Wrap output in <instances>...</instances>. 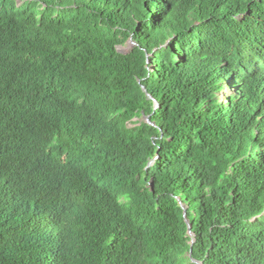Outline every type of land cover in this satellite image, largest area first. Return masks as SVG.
<instances>
[{"label":"trees","instance_id":"1","mask_svg":"<svg viewBox=\"0 0 264 264\" xmlns=\"http://www.w3.org/2000/svg\"><path fill=\"white\" fill-rule=\"evenodd\" d=\"M199 263L264 264V0H0V264Z\"/></svg>","mask_w":264,"mask_h":264},{"label":"rangeland","instance_id":"2","mask_svg":"<svg viewBox=\"0 0 264 264\" xmlns=\"http://www.w3.org/2000/svg\"><path fill=\"white\" fill-rule=\"evenodd\" d=\"M135 46V42L132 40V38L123 46H121L122 50L127 52L130 51L133 47ZM231 93H233V90L230 91ZM229 94V92L225 89L223 90L221 93H219V95L223 96V95H227ZM148 117H146L147 119Z\"/></svg>","mask_w":264,"mask_h":264},{"label":"water","instance_id":"3","mask_svg":"<svg viewBox=\"0 0 264 264\" xmlns=\"http://www.w3.org/2000/svg\"><path fill=\"white\" fill-rule=\"evenodd\" d=\"M119 50L123 52L122 48H119ZM147 121H148V118H147ZM150 165H152V163ZM183 209H184L185 221H186V223L188 225V228H189V231H188L189 232V237H190L191 243L193 244V243H195V236H194V234L191 231L192 227L190 225L189 219L187 218V209L184 206H183ZM190 255H191V253H190ZM196 263H198V262H196Z\"/></svg>","mask_w":264,"mask_h":264},{"label":"clouds","instance_id":"4","mask_svg":"<svg viewBox=\"0 0 264 264\" xmlns=\"http://www.w3.org/2000/svg\"><path fill=\"white\" fill-rule=\"evenodd\" d=\"M21 0H19V2H20Z\"/></svg>","mask_w":264,"mask_h":264}]
</instances>
